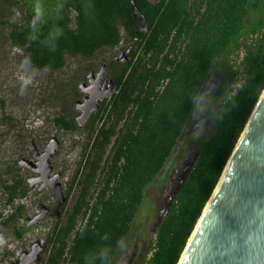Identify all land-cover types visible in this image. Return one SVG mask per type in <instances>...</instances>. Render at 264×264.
<instances>
[{
    "label": "trees",
    "instance_id": "trees-1",
    "mask_svg": "<svg viewBox=\"0 0 264 264\" xmlns=\"http://www.w3.org/2000/svg\"><path fill=\"white\" fill-rule=\"evenodd\" d=\"M134 1L147 18L144 29L129 0H0V10L22 13L17 21L0 20V39L6 27L10 43L38 69L61 70L67 55L93 59L119 47L128 54L105 60L116 91L82 126L88 141L65 192L68 198L75 190L74 201L46 236L41 264H117L120 244L151 201L148 190L168 187L167 163L203 104L213 130L196 139L189 162L197 160L172 204L182 176L172 178L167 202L158 203L162 220L142 263L177 264L264 90V0ZM215 68L228 74L217 99L216 91L206 93ZM75 95L82 94L75 89ZM210 101L217 106L210 109ZM55 124L80 127L73 116L60 115ZM2 188L5 206L30 191L19 174ZM26 215L18 204L4 222ZM28 230L26 223L17 237Z\"/></svg>",
    "mask_w": 264,
    "mask_h": 264
},
{
    "label": "rangeland",
    "instance_id": "rangeland-1",
    "mask_svg": "<svg viewBox=\"0 0 264 264\" xmlns=\"http://www.w3.org/2000/svg\"><path fill=\"white\" fill-rule=\"evenodd\" d=\"M21 14L18 9L9 10L5 6L0 10V20L17 21ZM7 33L8 29L4 27L0 39V97L5 100L4 107H0V212L3 216L0 218V264H11L16 261L38 240L47 243L48 247L46 236L49 235L57 219L58 206L54 191L50 187L39 190L40 183L33 187L29 186L30 191L26 197L5 206L6 193L2 188V182L11 183L17 174L24 178L35 174L27 167H21L18 163L19 159L22 157L33 159L29 149L32 140L36 142L39 150L43 151L50 139L56 135L60 145L51 157L52 174L62 173L59 181L62 183L64 193L66 192L71 174L82 158L88 139L83 127L75 131H65L56 126L55 118L64 115L76 119L80 111L76 109L75 102L85 93L80 90L78 84L81 81H88L90 71L98 72L106 63L105 60L120 55L123 51L121 47L115 50H101L93 59L67 55L66 64L61 70L38 69L26 62L22 51L10 43ZM88 67L92 69L87 70ZM83 76L86 77L85 80L82 79ZM227 76V71L221 68L213 69L207 82L206 93L216 91L217 99L222 79ZM75 89L81 92V97H76ZM207 106L210 109L215 108L217 101H210ZM201 107L202 104H198L195 108L185 133L186 139L182 138L179 141L167 163V168L171 169L168 187L163 191L155 187L148 190L151 201L144 204L128 238L120 244L116 255L117 264L129 262L136 242L139 248L144 243L149 246L152 242L153 227L158 216V203L167 202L169 191L173 187V179L183 175V166L189 163V158L195 152L196 139L211 134L213 129L209 112ZM3 116L11 119H5ZM75 194L74 190L69 196L68 208L72 206ZM40 203L50 206L51 213L36 225L29 226V230L22 238L17 237L16 230H21L26 224V218L33 217L41 211ZM18 204L25 205L27 215L15 222H4V217L13 212ZM61 216L60 218L64 220L63 213ZM33 264H41V261Z\"/></svg>",
    "mask_w": 264,
    "mask_h": 264
},
{
    "label": "water",
    "instance_id": "water-1",
    "mask_svg": "<svg viewBox=\"0 0 264 264\" xmlns=\"http://www.w3.org/2000/svg\"><path fill=\"white\" fill-rule=\"evenodd\" d=\"M134 18L141 29L147 25V18L134 0H129ZM128 58L126 51L115 59ZM107 63L98 72L88 74V81H81L80 90L89 91L75 102L80 113L76 116L82 127L102 107V100L110 98L116 91V81L108 78ZM60 145L58 136H53L45 149L40 151L31 141L33 159L22 157L18 163L35 172L28 178L29 186L40 183L39 190L50 187L60 208L67 200L61 172L52 174L51 157ZM197 155L183 166L180 184L173 188L169 205L175 199L182 184L193 168ZM41 211L27 217V226L36 225L47 216L48 206L40 203ZM168 212V209H167ZM165 213V215L167 214ZM163 210L156 218L153 234L161 223ZM47 243L34 242L11 264H33L43 258ZM27 259L24 261V257ZM177 264H264V90L257 101L244 130L242 131L221 177L208 200Z\"/></svg>",
    "mask_w": 264,
    "mask_h": 264
},
{
    "label": "flooded vegetation",
    "instance_id": "flooded-vegetation-1",
    "mask_svg": "<svg viewBox=\"0 0 264 264\" xmlns=\"http://www.w3.org/2000/svg\"><path fill=\"white\" fill-rule=\"evenodd\" d=\"M225 89H220V95H222V93L223 94H225ZM201 108H203V109H205V107H204V105L202 104V107ZM101 109V108H100ZM32 158H33V156H32ZM26 182L28 183V178H26ZM69 198L70 197H68L67 198V200H66V202H67V206L65 207V209L63 210L62 209V206L64 205H62L60 208H58V206H57V208H56V217L59 219L60 217H62L61 216V213H63V217H64V219H66V211H67V209H68V205H69ZM48 208H49V210H48V212H47V215L49 214V213H51V207L50 206H48ZM41 210V209H40ZM147 249H148V245L146 244V243H144L143 245H142V247L141 248H139L138 247V243L136 242L135 243V247H134V251H133V253H132V255H131V258L129 259V262L127 263V264H138V263H140V262H143V260H144V258H145V252L147 251ZM42 261V260H41Z\"/></svg>",
    "mask_w": 264,
    "mask_h": 264
},
{
    "label": "bare ground",
    "instance_id": "bare-ground-1",
    "mask_svg": "<svg viewBox=\"0 0 264 264\" xmlns=\"http://www.w3.org/2000/svg\"><path fill=\"white\" fill-rule=\"evenodd\" d=\"M85 92V91H84ZM85 93H89V91H86ZM24 261L27 259V256H25L24 258Z\"/></svg>",
    "mask_w": 264,
    "mask_h": 264
},
{
    "label": "built area",
    "instance_id": "built-area-1",
    "mask_svg": "<svg viewBox=\"0 0 264 264\" xmlns=\"http://www.w3.org/2000/svg\"><path fill=\"white\" fill-rule=\"evenodd\" d=\"M126 52H127V50H126Z\"/></svg>",
    "mask_w": 264,
    "mask_h": 264
}]
</instances>
